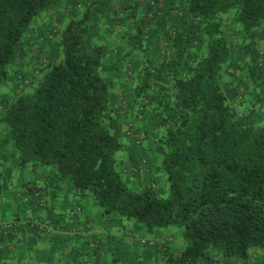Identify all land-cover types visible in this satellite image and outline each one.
<instances>
[{"label":"trees","instance_id":"16d2710c","mask_svg":"<svg viewBox=\"0 0 264 264\" xmlns=\"http://www.w3.org/2000/svg\"><path fill=\"white\" fill-rule=\"evenodd\" d=\"M69 1L0 0V91L9 90L0 100V198L15 173L49 167L74 197L90 198L107 220L144 229L151 240L141 241L142 250L128 262L108 245L82 250L76 239L86 236L78 230L57 261L22 264H252V252L264 251V44L251 39L264 29V0H176L162 8L182 21L177 28L162 25L178 47L174 57L161 60L162 68L152 55L153 20L146 15L150 23H143L144 4L152 10L151 0H124L122 6L119 0H83V10L62 28L54 13ZM114 13L129 23L107 27L104 16ZM48 24L60 59L38 62L32 77L18 76L23 60H30L29 32ZM104 31L113 44L101 42ZM190 47L196 54L186 61ZM111 55L127 70L136 65L127 132L142 146L136 121L154 120L146 135L161 149L164 193L156 181L133 190L124 180L121 167L130 148L105 72ZM35 190L33 210H43L48 195ZM77 210L68 217L85 222ZM19 229H5L0 239L16 242ZM41 229L35 224L28 231L38 235ZM174 230L183 248H158L149 263L145 247H158L156 237Z\"/></svg>","mask_w":264,"mask_h":264},{"label":"crops","instance_id":"0c3cea01","mask_svg":"<svg viewBox=\"0 0 264 264\" xmlns=\"http://www.w3.org/2000/svg\"><path fill=\"white\" fill-rule=\"evenodd\" d=\"M154 1L157 2L154 3ZM175 1L176 0H151V5L153 6L152 10L149 11L145 9L147 7H145V4L143 8V16L145 19L143 23H150L146 15H148L154 23L151 25V28H149V35L155 36L152 55L154 56L155 65L160 66V68H162L161 60H165V58H167L165 57L166 55L168 57H174V54L178 53V47L175 41L172 43L169 42L170 36L167 35V31L165 32L163 30L162 25L164 23H170L171 27L175 25L177 28V26H181L182 21L173 10L169 14L161 11L162 8L173 6ZM119 2L121 6L124 4V0H119ZM143 2L147 4L150 0H143ZM117 16V14L115 16V13L114 15L106 14L104 16L107 27H112L115 23H129V20L126 19L118 20ZM43 29L44 27L36 25L35 28L29 32L26 47L30 60L28 62L23 60L21 68L18 71V76L32 77V68L42 60H47L52 63L53 55L56 57L55 61L60 59L61 55L58 47L55 48V51L50 49L49 41H46L47 37ZM251 39L260 42L263 41L262 43L264 44V29L254 31L251 35ZM101 42L108 46L109 44H113V39L104 31L101 35ZM195 54L196 48L190 47L185 60L193 61ZM232 58L235 61V55L232 56ZM105 64V72H107L108 79L112 85V105L122 120L120 132L123 136H128L125 141L130 148L125 154L126 158L121 167L124 180L128 182L131 189L140 190L141 187L145 184H149L154 179V181L159 183V187L161 186V190L164 193L165 184L159 172L161 149L153 146V142L149 139L147 140L148 135H146V133L153 128L154 120L145 119L144 121H136L135 128L145 137L142 146H138L136 140L127 132L128 124L132 123L131 119L133 117L131 113H133L135 109V104L132 102L135 97L132 90L135 85V78L132 75L133 72L131 69L136 68V65L133 64V66H130L129 70H127L125 64L117 63V59L112 57V55L106 59ZM163 68L166 70V66H163ZM226 89L229 96L236 101V90L232 85L229 83L226 84ZM8 92L9 90L7 88L2 89L0 91V100L7 98ZM146 160L148 163L143 166ZM2 170L3 167L0 168V172ZM26 183H29V187H32V191L29 190ZM41 188L44 189L48 195L46 198L47 207L45 206L43 210L34 211V205H32V203L37 201V192H35V189ZM77 209H82L84 211L85 222L73 220L68 217L71 211ZM30 219H33V224H30V227L26 229V222ZM11 221L18 222L22 230L16 235V242H10L9 239H5L4 237L0 239V261L5 264H22L30 260L34 262L53 263L64 253L66 254L69 252L68 247L72 243H70V239L74 237V233L78 230L82 236H86L83 237L82 241L76 239L78 244L83 242L79 245L82 250L94 247L96 244L98 247V244H100V247L103 249L108 245L110 251L119 250L122 255V250L120 249V245H122L127 254L134 255L132 254L133 252H139L140 249L142 250V244L140 243L142 240H151L150 237L146 236L144 229L137 230V227L130 224L128 225L121 221L107 220L94 206L90 198L82 200L74 197L72 189L66 187L64 183L57 178L55 171L49 167L37 168L35 172L30 170L23 176L19 173L14 174L10 186L0 198V235L5 231L3 225ZM43 222L46 223V230ZM35 224L42 225V231H40L38 235L28 231L34 230ZM91 234L95 237L91 238L87 236ZM54 237L60 238L58 242L64 241V243L61 245L59 243L58 247L54 244L50 247L51 249H49V252L43 251L44 247H40V243ZM156 238L158 240L162 238V235H158ZM95 239H97V242H95ZM167 240L168 239H166V241ZM28 244L32 246L29 248ZM135 247L138 248L135 249ZM148 248L150 247H145L146 250ZM41 252L47 253L48 257H42L40 255ZM122 257L124 258L123 255ZM206 263L208 264V262ZM251 263L264 264V251L252 252Z\"/></svg>","mask_w":264,"mask_h":264},{"label":"rangeland","instance_id":"374dc122","mask_svg":"<svg viewBox=\"0 0 264 264\" xmlns=\"http://www.w3.org/2000/svg\"><path fill=\"white\" fill-rule=\"evenodd\" d=\"M77 1L78 0H70L69 1V7H67L64 3L61 5V7H59V10L57 11V12H55L54 13V17L56 18V21H57V23H60L59 25L63 28L68 22H69V19L70 18H72V17H77L79 14H80V11L81 10H83V7H79V5L80 6H82V1L83 0H80V2H78L77 3ZM99 19L100 18H98L97 19V21H99ZM44 23H50V21L49 20H46V21H44ZM48 27H51L50 26V24H48L46 27H45V29H44V33H45V36L47 37V39H46V41L48 42L49 41V44H50V49L51 50H54L55 51V48L57 47V45L56 44H54V42H50V40H48ZM50 38V37H49ZM45 40V39H44ZM53 58V61L52 62H56L55 60H56V57L53 55L52 56ZM38 65V63L35 65V66H37ZM36 67H34V68H32V71H33V69H35ZM14 83H13V81H12V83H11V86H12V88H15L14 86ZM259 115V114H258ZM260 119L262 118V114H261V116L259 117ZM263 120V119H262ZM262 120H261V122H262ZM146 131H148V130H146ZM146 164H143V166H145ZM150 183H154V179L150 182ZM158 185V184H157ZM22 230V227H21V229L18 231V233L20 232ZM25 231V230H24ZM27 231V230H26ZM17 233V234H18ZM95 233V232H94ZM162 235V238H160L159 240H160V242H159V244H158V247H156V248H148L147 250L146 249H144V251H143V253L146 255V257H147V261L149 262V263H151L154 259H155V257L157 256V250H158V248H160V249H163V248H165L166 246H168V247H170V248H173L174 250H180V249H182L183 248V241L181 240V233H180V231H176V230H174V231H172V232H170V233H167V234H161ZM20 237H23L22 235H19ZM18 236V237H19ZM17 237V236H16ZM58 239H60V238H52V239H48V241H43V242H41L40 243V247H44L43 249V251H45V252H49L50 250L49 249H51L50 247H52L54 244L56 245V247H58L59 246V243H60V245L62 244V243H64V241H60V242H58ZM166 239H168L167 241H166ZM163 240V241H162ZM165 240V241H164ZM156 241V240H155ZM67 243H68V241H67ZM17 244H19V243H17ZM22 245H24V244H22ZM32 245L31 244H28V247L30 248ZM9 247H11V246H9ZM24 248H26V247H24ZM138 247H135V249H137ZM120 249L122 250L121 252H122V255L124 256V259H125V261H128L129 259H131V257L133 256V255H131L130 256V254H127V252L125 251V248H123L122 247V245H120ZM10 253V252H9ZM37 255H38V253H37ZM42 257H48V254L47 253H44V252H41V254H40ZM135 260V259H134ZM134 260L132 261V264H133V262H134ZM129 262V261H128ZM130 264V263H129ZM208 264H211L209 261H208Z\"/></svg>","mask_w":264,"mask_h":264},{"label":"built area","instance_id":"2783aa9c","mask_svg":"<svg viewBox=\"0 0 264 264\" xmlns=\"http://www.w3.org/2000/svg\"><path fill=\"white\" fill-rule=\"evenodd\" d=\"M140 138L142 139L143 136H140ZM78 211H79V210H77V212H78ZM70 216L75 217V213H71ZM16 225H18V223H16L15 221H11V222L5 223V224L3 225V228L6 229L7 232H9V231L12 229V227H13V226H16ZM142 243H147V241H146V240H142ZM149 245H153V243H152V242H149Z\"/></svg>","mask_w":264,"mask_h":264}]
</instances>
